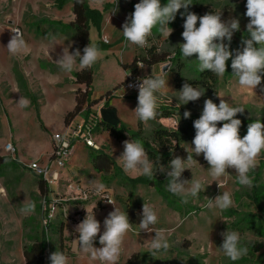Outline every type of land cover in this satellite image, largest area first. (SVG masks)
<instances>
[{"label": "rangeland", "instance_id": "rangeland-1", "mask_svg": "<svg viewBox=\"0 0 264 264\" xmlns=\"http://www.w3.org/2000/svg\"><path fill=\"white\" fill-rule=\"evenodd\" d=\"M88 1L92 5L106 2ZM108 2L113 5L109 9L116 7L117 13L128 11L131 14L134 12V5L140 0ZM191 2L187 9L182 7L175 20L169 23V30L173 29L169 37L157 26L152 29V35L148 38L146 47L155 42L157 51L164 57L156 64L153 76L163 75L169 86L159 98L158 104L197 115L202 114L206 99H212L218 105L219 93L233 106L245 108L242 114L238 113L235 117L242 121L239 135L243 138L247 134L249 123L255 120L264 122V78L254 90L242 88L232 73L229 59L226 73L223 77H217L214 88L208 85L195 86L204 88V95L178 107L176 97L181 90L175 87V75L172 71L174 63L171 59L175 56V50L180 47L179 44L184 42L182 32L187 12L203 16L221 11V18H236L240 22V28L246 29L249 23V18L245 15L247 0ZM160 3L164 6L167 0H160ZM73 17L70 1L59 7L56 0H0V156H9L21 162L0 166V264H25L24 248L40 243L42 239V230L46 224L45 203L39 189V176L29 169L28 164L35 158L42 162L48 159L53 131L62 129V111L69 107L72 93H76L71 88H76L73 72L79 68L78 63L72 73H66L55 62L62 57L64 49L73 53L75 38L72 30L56 25L58 22L54 20L68 23ZM123 24L117 17L109 16L104 29L102 26L90 25L89 38L101 53V59L93 65L96 76L92 92L105 93L108 87L111 89L106 98L109 97V105L116 108L117 117L126 129V136L116 138L103 126L95 134V140L100 145L98 150L107 153L114 161V166H103V170L98 171L88 149L84 144L77 143L74 154L71 155H74L73 159L67 165L70 157L66 166L62 170L58 169L61 172L60 179L49 186L48 192L52 202L49 204L51 215L46 227L48 248L44 264H51L49 257L57 250L67 255L69 264H102L83 250L72 251L71 240L79 235L75 232L76 226L86 217L87 211H93L101 225L93 246L100 248L102 245L99 243V235L103 234L104 220L115 210V206L124 212L127 211L126 208L132 209L134 216H138L142 215L144 203L157 212L158 222L154 230L166 237L170 249L167 253L152 257L149 246L150 240L156 235L155 231H140L139 223L132 224L134 231H130L124 238L118 264H128L132 253H138L139 256L132 264H264V153L258 157L259 163L255 170L249 173L253 178L251 188L238 184L234 169L227 170L230 175L213 181L207 161L197 160L198 163H193L191 170L186 169L181 178L200 179L206 188L197 198L190 197L186 204L182 202L181 196L168 190L166 172L158 170L154 177L149 178L138 171L125 172L121 162L117 160L124 151V141L134 140L129 134L137 130L139 121L134 112L138 105V92H127L121 82L126 77L121 61L131 58L133 49L130 44L125 49L127 41L124 38L118 40L113 37V31L119 33ZM11 29H19L28 45L24 52L16 56L11 55L6 48L14 34ZM249 38L250 36L246 37ZM244 46L243 44L241 50ZM146 47H137V51L145 50ZM197 59V54L188 59L183 56L181 58L185 64L182 72L188 80L199 77ZM165 65L170 66H166L163 72ZM149 68L150 64L145 62L141 69L144 72L142 79L151 77L148 76ZM58 81L62 84H57ZM118 82L121 84L115 86ZM21 98L28 102L26 107L20 106ZM97 102L100 100L93 103ZM105 102L103 99V105ZM39 116H42V120ZM157 121L172 128L181 119L179 114H174ZM155 124L154 120L143 122L146 137H151ZM193 139L194 136L184 143L189 151H192L191 147L194 148ZM8 143L13 145L14 151L6 149ZM96 153L94 151L93 154ZM169 163L158 164L170 170ZM138 176L143 177L141 183L133 184L128 179ZM150 179L151 184L148 182ZM152 183L160 184L163 191ZM94 184L104 185L101 194L94 191ZM224 191L231 193L233 206L226 210L209 208L208 198L214 200ZM105 197L112 199L115 206L105 201ZM25 202L34 203L35 211L22 214L20 209ZM227 230L239 232L242 243L249 249L248 254L237 261L230 260L220 249L224 239L221 234Z\"/></svg>", "mask_w": 264, "mask_h": 264}, {"label": "clouds", "instance_id": "clouds-1", "mask_svg": "<svg viewBox=\"0 0 264 264\" xmlns=\"http://www.w3.org/2000/svg\"><path fill=\"white\" fill-rule=\"evenodd\" d=\"M191 4V0H167V4L162 6L160 0H140L134 5V12L122 25L124 39L144 48L148 44V38L152 35V29L157 26L169 37L173 31L172 28L169 30V23L175 20L177 12L182 7L187 9ZM117 10L115 8L112 13ZM245 15L249 18L246 29L250 38L243 41L245 45L243 50H238L234 58L230 51V43L234 32L240 30V22L236 18L222 20L221 11L207 13L203 16L187 12L182 32L184 42L179 46L185 59L197 54L199 70L201 72L210 70L217 77L224 76L227 71V62L231 58L232 73L237 78L238 84L242 88L254 90L264 78V0H247ZM11 31L14 34L6 48L11 55L16 56L24 52L28 45L19 29H11ZM99 59H101L100 50L96 45L89 43L84 47L83 55L79 49L74 53H69L66 48L62 57L55 62L62 71L72 73L77 62L79 69L83 71L91 68ZM138 66L143 68V62H138ZM166 66L170 65H165L163 72ZM135 87L138 88V105L134 110L136 117L144 123L156 119L158 101L169 89L168 81L163 75H152L143 78ZM204 93V88L192 87L185 83L179 91V96L176 97L179 101L176 106L180 107L182 104L196 101ZM217 95L220 97L219 104L214 103L212 99H206L202 114L194 121L195 136L192 141L194 145V148L191 147L192 152L195 156L203 155L210 165L209 175L213 181L230 175L227 170L234 169L238 184L251 188L253 178L249 173L255 170L259 163L258 157L264 153V122L255 120L249 123L247 134L241 138L239 129L242 121L235 117L238 113L242 114L245 108L233 106L223 99V95L219 93ZM19 104L21 107H26L28 102L21 98ZM183 116L187 119L191 113L185 111ZM220 122L222 126L218 127ZM117 160L121 162L125 172L138 171L149 178L154 177L158 170L166 172L168 190L174 195L181 196L185 204L189 202L190 197L197 198L199 193L206 188L200 179L181 178L186 169L191 170V165L198 163L193 155L188 154L186 159L178 156L173 158L168 166L170 170H166L163 165L158 164V160L154 162L149 158L148 152L139 141L126 140L124 151ZM103 190V184H94V191L97 194H101ZM104 199L115 206L113 200L106 197ZM208 201L209 208L219 210H226L234 204L231 193L228 191H224L214 200L208 198ZM20 211L25 215L30 214L35 211V204L25 202ZM157 222V212L152 206L144 203L142 218L138 224L139 230L155 231L154 226ZM100 230V222L95 218L93 211L91 213L87 211L86 217L75 228V232L79 235L71 240L72 251L83 250L89 253L93 260L98 259L102 264H118L124 238L130 231H134L127 212L115 206V210L108 214L104 220L103 234L99 235V243L102 247L96 248L93 245ZM155 233L149 246L152 257L167 253L170 249L166 237L160 231H155ZM221 235L224 239L220 249L230 260L237 261L248 254L249 249L246 244L242 243L239 232L227 230ZM49 259L51 264H69L68 257L63 251L57 250L50 255Z\"/></svg>", "mask_w": 264, "mask_h": 264}, {"label": "trees", "instance_id": "trees-1", "mask_svg": "<svg viewBox=\"0 0 264 264\" xmlns=\"http://www.w3.org/2000/svg\"><path fill=\"white\" fill-rule=\"evenodd\" d=\"M69 1L72 3V11L74 14L73 19L66 24H63L60 21L58 22L61 26L68 27L70 30H72L75 38L74 52L79 49L81 55H83L84 47L89 45V43L91 44L89 38L90 25L94 24L100 27L103 20V12L96 8H93L89 4L88 0H56L59 7H63ZM229 19L225 18L224 16L222 18V20L224 21H227ZM248 36L249 35L247 33V29L240 28L239 31L234 32L232 41L230 43V51L233 53V58L238 50L242 51L241 48L243 46V41ZM225 43H227V41H225ZM181 58L182 53L179 47L175 50V56H173L171 59L174 63L172 71L175 75V87L177 90H182V87L185 83L190 84L192 87L198 85H208L209 87L214 88L217 83V76L214 75L210 70H205L204 72L200 71L198 78L188 80L182 72L185 64L181 61ZM139 59L148 62L150 65H154L161 62L164 57L161 56L157 51V45L155 44V42H152L150 46L146 47L145 50L137 51L132 61L130 63L125 64L124 67H134ZM73 76L75 79V83L78 85L75 88L76 104L72 110L66 113V123H68L72 117L77 115L83 107L88 108L92 103L91 94L94 79L93 66L83 71L78 68L73 72ZM109 92L110 91L106 92L103 96L106 97ZM105 107H109V103L107 100L105 102ZM174 114L180 115L181 122L178 124V129L177 126L171 128L157 121L160 118H168L173 116ZM183 114V110H177L176 108L169 105H159L158 115L156 119H154V121H156V124L151 137L148 138L145 136L143 122L140 120L138 121L137 130L131 132L129 135L132 139H134L135 141L137 140L142 144V146L148 152L149 158L151 160H158V163L170 162L173 158L177 156L186 159L188 154L193 155V158L195 160H198L200 162H206L202 154L200 156H195L192 151H189L184 146V143L188 139H190L192 136H195V128L193 126L194 121L198 119L201 114H191V116L187 119L184 118ZM101 126H103L106 130L110 132V134H112L116 138H123L126 136V129L122 126L120 121L117 126H112L111 124L101 121ZM217 126L221 127L222 122L218 123ZM93 150L97 153L94 155L93 152L90 157L93 159L94 167L98 171L101 172L103 170V166H114V161L110 158L107 153L95 149ZM16 162L18 164H21L20 160L18 159L15 161L9 156H0V166L15 165ZM183 177L186 176L183 175ZM39 179V189L44 198L46 214H48V205L51 202V199L48 196V192L50 191V189L41 177H39ZM128 179L130 182H133V184L141 183V181H143L142 176ZM148 182L149 184H151V179ZM153 185H156L158 190L163 191L160 184L156 183ZM126 209L130 223H140L142 215L134 216V214L132 213V209ZM250 227L253 226L250 225ZM47 248L48 237L46 228L44 227L42 230V239L40 243H33L30 247L24 248L25 264H44ZM138 257V253L133 254L129 258L128 264H132L136 259H138Z\"/></svg>", "mask_w": 264, "mask_h": 264}, {"label": "built area", "instance_id": "built-area-1", "mask_svg": "<svg viewBox=\"0 0 264 264\" xmlns=\"http://www.w3.org/2000/svg\"><path fill=\"white\" fill-rule=\"evenodd\" d=\"M138 62H143L145 66V61L139 59L136 65L127 72L123 81V88L129 93L138 92V88L135 85L142 80L141 75L138 73L142 68L138 66ZM96 106V108L89 111L87 117L78 121L69 122L63 130L53 133L52 151L46 161L42 162L38 159L28 164L29 169L41 177L48 186L54 185L60 179L61 172L58 169L62 170L66 166L77 143H82L86 147L95 150L100 149V145L95 140V134L102 127L100 114L102 106L99 104H96ZM6 149L8 151H14L11 143L7 144ZM50 212L51 210L48 205V214L45 213V228L50 220Z\"/></svg>", "mask_w": 264, "mask_h": 264}, {"label": "crops", "instance_id": "crops-1", "mask_svg": "<svg viewBox=\"0 0 264 264\" xmlns=\"http://www.w3.org/2000/svg\"><path fill=\"white\" fill-rule=\"evenodd\" d=\"M71 3V2H70ZM89 4L93 7V8H96V9H98V10H100V11H102L103 12V20H102V23H101V26L103 27L102 29H104L105 28V21H107V19H108V17L110 16V17H117V20H120V21H123L124 23H125V21H126V19L130 16V13L128 12V11H121L120 13H117L116 11L114 12V13H112V11L114 10H112V9H109L111 6H113L112 5V3L111 2H108V0H106V2L104 3V4H99V3H95L94 5H92L91 4V2H89ZM116 8V7H115ZM116 9H118V8H116ZM55 22H58L59 20H54ZM53 22V21H52ZM63 24H66L65 22H62ZM56 25H60L59 24V22L58 23H55ZM100 26V27H101ZM118 31V30H117ZM122 31H123V29L119 32V33H115L114 31H113V33L115 34L113 37H114V39H120V40H122L124 37H123V34H122ZM58 38V37H57ZM104 43H106L105 41H104ZM92 44V43H91ZM128 44H130L131 45V49H133L132 50V52H133V54H132V57L131 58H129V59H127V60H123V61H121V65H122V67H123V69H124V73H125V75L124 76H126V74H127V72L131 69L130 67H128V68H125L124 67V65L125 64H127V63H130L131 61H132V59L134 58V55H135V53H136V51H137V47L138 46H136V45H134V44H131V43H129V42H127V47L125 48V49H127V48H129L128 47ZM72 51H73V53H74V43H73V47H72ZM157 65L156 64H154V65H150V68H149V75L148 76H152L153 74H154V68L156 67ZM78 69V68H77ZM76 69V70H77ZM93 71H94V68H93ZM140 75H141V77H142V75H143V73L144 72H142L141 70L138 72ZM95 71H94V79H95ZM94 79H93V86H94ZM124 79H125V77L123 78V80H121V82H123L124 81ZM61 82V81H60ZM121 82H118L115 86H117V85H119V84H121ZM57 84H62V82L61 83H59V81H58V83ZM76 86L75 87H77L78 85L77 84H75ZM72 90H74L75 88H71ZM71 90V91H72ZM108 91H111V89L108 87V89H107V92ZM106 93V92H105ZM105 93H103V91H100V92H98V93H93L92 92V94H91V99H92V103L90 104V106L88 107V108H86V107H83L82 108V110L77 114V115H75L74 117H72L71 119H70V121L69 122H73V121H78V120H80V119H82V118H85V117H87V114L89 113V111L90 110H92L93 108H96L97 106H96V104H99V105H101L102 107H105V105H103V99H104V101L105 100H109V97L108 98H105V96H103ZM100 100V102H97V103H93V102H95L96 100ZM101 99H102V101H101ZM75 104H76V99H75V93H72V99H71V101L69 102V107L68 108H66V109H63V111H62V118H63V122H62V129L61 130H63L64 129V127L66 126V122H65V115H66V113L68 112V111H70V110H72L73 108H74V106H75ZM105 104V103H104ZM109 107H113L112 105H109ZM115 108V107H114ZM116 109V108H115ZM40 118H41V120H42V116H39ZM68 122V123H69ZM61 130H58V129H55V131H53V132H57V131H61ZM52 139H51V147H50V150H49V155H50V153H51V151H52ZM86 147V146H85ZM87 149H88V151H89V156H91V154L94 152V150L92 149V148H89V147H86ZM74 154V153H73ZM38 155L40 156L41 154L40 153H38ZM38 155H37V157H38ZM48 155V156H49ZM74 156V155H73ZM73 156H71V159L68 161V163H67V165L70 163V161L73 159ZM39 158H35L34 160H38ZM34 160H32V161H34ZM40 160V159H39ZM41 161V160H40ZM133 254H135V253H132V255ZM131 255V256H132ZM130 256V257H131ZM129 260V259H128Z\"/></svg>", "mask_w": 264, "mask_h": 264}, {"label": "water", "instance_id": "water-1", "mask_svg": "<svg viewBox=\"0 0 264 264\" xmlns=\"http://www.w3.org/2000/svg\"><path fill=\"white\" fill-rule=\"evenodd\" d=\"M100 114L102 121L111 124L112 126L118 125L119 118L117 117V111L114 107H102Z\"/></svg>", "mask_w": 264, "mask_h": 264}]
</instances>
